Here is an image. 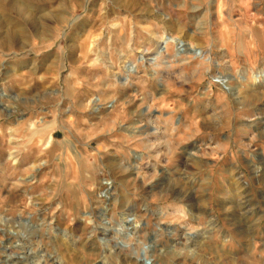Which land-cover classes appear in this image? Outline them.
I'll return each instance as SVG.
<instances>
[{"label": "rangeland", "instance_id": "obj_1", "mask_svg": "<svg viewBox=\"0 0 264 264\" xmlns=\"http://www.w3.org/2000/svg\"><path fill=\"white\" fill-rule=\"evenodd\" d=\"M262 72L264 0H0V264H264Z\"/></svg>", "mask_w": 264, "mask_h": 264}, {"label": "bare ground", "instance_id": "obj_2", "mask_svg": "<svg viewBox=\"0 0 264 264\" xmlns=\"http://www.w3.org/2000/svg\"><path fill=\"white\" fill-rule=\"evenodd\" d=\"M10 39V38H9ZM182 42V40H179L178 38H176V37H172V36H168V35H166V36H164L163 38H162V40H161V43H160V45H159V48H158V53H157V55L158 54H160L161 52H162V50L165 48V47H167V45L169 44V43H173V44H175L176 45V47H177V49H178V53L180 52V50H179V45H180V43ZM182 45V44H181ZM186 50V49H185ZM192 52V51H191ZM192 53H194L195 55L197 54L196 53V51H194V52H192ZM243 78V77H242ZM216 81L217 82H219L225 89H227L230 93H234V91H235V88L230 84V80H232V78L230 77V76H228V75H220V76H217L216 78ZM264 81V72H262V73H259V74H257V75H255L254 77H253V82H254V84H257V83H261V82H263ZM189 156H191L190 154H189ZM124 262H127V263H129V264H139V262L137 261V259H135V258H133V257H131V256H126V257H124Z\"/></svg>", "mask_w": 264, "mask_h": 264}]
</instances>
